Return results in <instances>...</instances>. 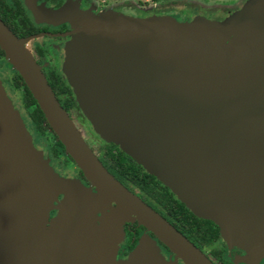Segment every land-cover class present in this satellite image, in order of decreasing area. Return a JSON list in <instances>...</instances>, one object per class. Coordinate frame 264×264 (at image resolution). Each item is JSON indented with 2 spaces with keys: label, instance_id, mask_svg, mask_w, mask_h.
I'll return each instance as SVG.
<instances>
[{
  "label": "water",
  "instance_id": "water-1",
  "mask_svg": "<svg viewBox=\"0 0 264 264\" xmlns=\"http://www.w3.org/2000/svg\"><path fill=\"white\" fill-rule=\"evenodd\" d=\"M25 1L37 21L67 22L74 28L68 66L74 67L79 60L81 89L76 100L95 127L108 140L124 145L127 151L123 150L169 187L194 215L214 222L230 245L264 253V0H254L248 16H240L228 27L231 32L218 23L216 35L207 33L208 23L197 35L188 30L189 25L166 15L139 19L121 12L82 11L72 0L59 9ZM37 36L19 38L0 20V49L66 154L107 203L109 220L104 222L98 255H109L115 210L121 218L130 217L146 227L184 264H214L121 184L92 152L26 47ZM80 42L79 56L74 57ZM170 94L185 99L165 100ZM3 108L0 121L6 122ZM179 123L191 130L185 132ZM13 134L23 152L16 160H6L7 152H0V256L10 253L13 240L32 243L38 236L33 228L39 221L40 203H51L56 191L65 190L64 203H74L73 209L82 195L84 203L89 197L81 186L57 178L28 138L14 130ZM13 170L19 172L11 179L8 175ZM22 203L30 204L20 211ZM73 209L26 264H71L62 249ZM82 228L80 224L76 233L79 250ZM95 230L92 223L91 237ZM87 245L93 249V241ZM150 262L145 252L133 253L122 262L111 259L112 264Z\"/></svg>",
  "mask_w": 264,
  "mask_h": 264
},
{
  "label": "rangeland",
  "instance_id": "rangeland-1",
  "mask_svg": "<svg viewBox=\"0 0 264 264\" xmlns=\"http://www.w3.org/2000/svg\"><path fill=\"white\" fill-rule=\"evenodd\" d=\"M72 2L75 6H77L79 10L88 11L93 14H97L103 11H112L118 13L121 9L123 10V8L119 5L120 0H72ZM253 2L254 0H157L158 6H155L157 7L155 9V12L156 15H166L172 17L174 20L180 22L181 24L189 25L188 30H191V32L196 33L197 35L200 33V29L205 25V23H208L210 31L207 33L216 35L219 32V28L217 25L218 23L223 24L225 28L233 27V24L235 23L234 20H238L242 15L245 17L248 16L251 11V7H248ZM140 4L145 8L147 2H140ZM124 10L127 14L136 15V12L132 10ZM36 22L50 23L52 25L58 24L57 21L50 22L47 20H36ZM228 30L230 31L227 32H231L233 29L228 28ZM206 31L205 34L209 35L206 33ZM91 34L96 36L95 33L91 32ZM50 41L51 38L49 37L37 36L28 40L26 43V47L31 52L34 58H38L42 63H46L47 65H51L52 67L57 69L61 77L65 79L66 83L71 87L75 97L80 98L78 92L79 89H81V84L79 83L80 75H78L79 60L78 64L76 63L74 67L68 66L69 59L67 51L71 45V41L62 46L63 53L60 54L59 57L61 63L56 59V52L54 51V49L52 50ZM209 42L210 44H214L212 41ZM80 45H82L81 42L79 43V45H76V48H74V57L79 56L78 50L81 47ZM37 48L44 51L43 56L36 55L35 51L37 50ZM74 59L77 60L76 58ZM4 61L7 63L10 72L16 71L13 68L12 64L7 60V58H5ZM242 64L243 63L241 62V69ZM234 68H237V66H235ZM160 87L161 86L158 85L156 89L160 91ZM183 99H185V96H174L173 94H170V97H167L165 100L177 102ZM71 120L81 133L83 139L86 140L88 145L94 150L96 155L102 154L109 143H114L113 141L108 140L107 137H105L101 133V131L95 127L94 122L88 119L82 108L73 113ZM177 125L180 126L185 132L191 130L188 124L181 126V124L179 123ZM43 139L47 146L50 147L55 143L56 137L53 132L46 131L43 135ZM114 144L119 149L126 150L124 145L122 146L121 143ZM129 156L133 158L131 155ZM58 159L60 163L66 165L64 170L67 175L73 174V171H76L78 169V166L74 162L70 161L66 153H60ZM133 159L137 164L143 167V164L139 163L135 158ZM143 169L150 173L145 167H143ZM62 177L66 182L72 181V178L68 176ZM89 188L92 189V187ZM92 191H94L92 194H97L96 190L92 189ZM83 197L84 196L82 195V198L80 200L81 203H79V201L75 203V209H73L74 203H64V197L62 199L54 198L51 203H40V206L38 208V219L40 223H38L39 221L35 223L33 228L34 234L37 233L38 236L36 235L37 237L31 241L32 243H30L28 240H23L22 242L19 240L11 241L12 250L9 254L0 256V264H26L30 260V258L34 256L32 255V253L38 252L40 248H43V246L47 242V238L61 227L60 223L63 216L65 214H68L66 213L68 210L72 212V209L74 213L71 219V223L66 224L65 229V233L68 239L65 245H63L62 249L65 253L67 261L71 264H112L111 259L115 258L114 254L116 253V250L119 246L121 247V245H123L125 241V232L123 229L118 228V223L122 219H125V222L132 225L135 220L126 216H124V218H121L120 215H118L114 210L111 217L113 218V226H111V229H109L110 238L108 240L109 247L107 252L109 255L103 254L100 257L98 255V249L101 244L100 237L105 226L104 222L109 220V215L107 213V203H84L85 199ZM29 204L30 203H22L20 211H23L25 206ZM20 217L22 216H17V218ZM92 223H94V227L96 230L94 234L92 233L93 235L91 237L89 230ZM80 224L83 225V228L82 240L80 241L82 244V249L79 250L76 246V233H79L80 231ZM90 241H93V249L88 248L87 242H89L90 244ZM29 243L32 244L31 247L27 250L24 249V247H26V245ZM247 251L249 252V250ZM139 252H145L150 255L151 262L148 264H181L172 252L168 253L166 251H162L157 241L147 234L142 235L136 246L133 248L134 256H136ZM256 253L259 254V252ZM256 253L250 254L254 256L253 254Z\"/></svg>",
  "mask_w": 264,
  "mask_h": 264
},
{
  "label": "flooded vegetation",
  "instance_id": "flooded-vegetation-1",
  "mask_svg": "<svg viewBox=\"0 0 264 264\" xmlns=\"http://www.w3.org/2000/svg\"><path fill=\"white\" fill-rule=\"evenodd\" d=\"M9 2H12L13 0H7ZM38 5H45L48 8H55L58 6L57 2L58 0L50 1V0H36ZM23 9L25 11V14L28 19V23L33 26L36 29H39V32L32 34V35H39L42 37H49L51 38V47L52 50L56 52V59L60 62V54L63 53V45L68 43L72 38V32L74 31V28L68 24L67 22H58L57 25H52L50 23H37L33 14L25 4L24 0H20ZM9 28V27H8ZM10 29V28H9ZM11 30V29H10ZM31 36V35H29ZM65 52V49H64ZM36 55L43 56L44 51L41 49H38L35 51ZM5 54L0 53V78L3 82L4 87L9 92L11 98L18 104L20 109H22L27 117V120L32 124V130L36 133L38 147H40V150L43 152L45 157H47L56 170L58 174L61 176H68L70 178H74L76 180H79L81 183L88 187H92L93 190H96V188L85 178L82 171L78 168L76 171H73V174L67 175L65 172V166L63 163L59 162L58 156L60 153H66L63 147V150L59 145L57 144V137L55 140V143L51 145L50 147L47 146L43 139L44 133L47 131H51L49 125L47 124V127L43 133L39 132L33 121L31 120L28 110L23 106L22 103V96L24 94V87L21 86L19 88H16L14 86V78L16 71L10 72L9 67L5 60ZM36 62L41 67L42 72H44L46 75L50 73V70H53L61 79V81L69 86L66 83V80L63 79L57 69L52 67L51 65H47L46 63H42L38 58H35ZM61 63V62H60ZM70 87V86H69ZM72 90V89H71ZM73 92V91H72ZM74 94V92H73ZM19 102V103H18ZM77 110H80V107L78 105V108H75L71 110L69 117L72 118L73 113ZM45 125V124H44ZM52 132V131H51ZM55 135V134H54ZM86 142V140H84ZM88 145V143L86 142ZM89 146V145H88ZM109 146H113L115 151H122L126 156H128L132 164H134L135 167H138L140 169V174L142 177H145L146 179H150V176H153V178L158 182L157 190L161 193H164L166 190V194L170 195V198L174 201H177L178 203H182L177 196L171 191L169 187H167L163 182H161L157 177H155L153 174L148 173L143 169V167L139 164H137L133 158H131L129 155H127L123 150L119 149L114 143H109L102 154L96 155L94 150L90 147L92 152L97 156V158H101L102 155L106 152ZM68 156V155H67ZM71 162H74L70 156H68ZM75 163V162H74ZM70 171V170H69ZM128 190L133 192L135 195H137L141 200H143L146 204L153 207L155 210H158L157 212H160L159 204L160 203L156 198L151 197L149 194L145 193L138 185H133L131 183H126L124 185ZM133 190V191H132ZM168 195V196H169ZM62 199V196L59 197ZM114 206V205H113ZM185 206V205H184ZM186 207V206H185ZM187 208V207H186ZM204 219V218H202ZM214 223V222H213ZM215 224V223H214ZM216 225V224H215ZM219 231V238L213 241L209 245H205L200 250L214 263V264H264V253L259 254H253L252 256L246 249H241L238 246H230L229 243L226 241V239L221 235L219 227L216 225ZM122 229L125 232V241L121 247L119 246L116 250L115 258L114 260L116 262H122L127 260L132 254H133V248L138 243L140 237L144 234L150 235L153 239L157 241L159 246L161 247L162 251L171 252L159 239L156 238V236L150 232L146 227L138 224L137 221H134L132 225H130L127 222H124L122 225ZM174 255V254H173ZM256 255V256H255ZM179 260V259H178ZM181 264H184L182 261L179 260Z\"/></svg>",
  "mask_w": 264,
  "mask_h": 264
},
{
  "label": "trees",
  "instance_id": "trees-1",
  "mask_svg": "<svg viewBox=\"0 0 264 264\" xmlns=\"http://www.w3.org/2000/svg\"><path fill=\"white\" fill-rule=\"evenodd\" d=\"M50 1L55 2L56 0ZM67 1L68 0H58V6L50 9H59ZM0 20H2V22H4V24H6L19 38L28 37L29 35L39 32V29L34 28L28 23L27 16L20 0H13L12 2L0 0ZM0 53L3 54L1 49ZM44 75L57 100L68 115H70L71 110L78 108V102L71 87L64 84L53 70H50V73L47 75L44 73ZM14 86L16 88L21 86L24 87V94L22 96L23 106L28 110L29 116L36 129L43 133L47 127L45 117L18 73H15ZM57 144L63 150V145L59 140H57ZM99 160L121 184L126 185V183L129 182L133 185H138L145 193L156 198L160 202L157 203L160 209L158 213L179 230L197 248L200 249L205 245H209L219 238L218 228L212 221L194 215L183 203L172 200L170 195L168 194V196L166 194L167 192L165 189H163L165 191L164 193L158 191V182L153 176H150L151 180L142 177L140 169L135 167L131 159L122 151H115L113 146H109ZM155 211L157 212L158 210Z\"/></svg>",
  "mask_w": 264,
  "mask_h": 264
},
{
  "label": "crops",
  "instance_id": "crops-1",
  "mask_svg": "<svg viewBox=\"0 0 264 264\" xmlns=\"http://www.w3.org/2000/svg\"><path fill=\"white\" fill-rule=\"evenodd\" d=\"M111 1H117V0H111ZM24 2L26 4L25 0ZM140 2H147L145 8L140 4ZM157 4H158L157 0H120V3H119V5L123 8V10L122 9L120 10L121 13L125 15H130V14H127L124 9L132 10L136 12V15H130V16H133L139 19H147L152 16H157L155 12V9L157 8L155 6H158ZM0 91L3 94L2 96L0 95V99L2 97L3 106H6L3 108V106L1 105V100H0V113H1V108H3L2 111H4L3 112L4 117L5 115L7 117L6 122L0 121V152L1 151L7 152L3 158L6 160L7 159L16 160L19 157L20 159V154L23 152V150L21 149V145H20L22 143H20L21 142L20 139L18 140L16 138V135L13 134V130H14V132L16 131V134L19 133L18 135H21L20 137H23L24 139L28 138V140L31 143L32 148L38 154L40 160L46 162V164L51 168L55 176H57V178L65 182L64 178L56 172V170L50 163L49 159L45 157L43 152L40 150V147H38V143H36L37 142L36 133L33 132L32 130V124L29 122V120H27V117L24 111L20 109L18 104H16V102L11 98L9 92L4 87L1 78H0ZM11 126L13 127V130L10 128ZM18 172H19L18 170L16 171L13 170L12 173H10L8 176H11V179H12V176L14 177ZM12 181L13 182L16 181L15 178ZM72 183H74L75 186H78V188H80L81 186L87 191V193H89V197H87L88 203H106V201L98 197L96 193L92 194L94 191H92L91 188L81 183L79 180H75L72 178ZM76 190L78 189L75 188L74 191ZM56 192L57 193L54 198L58 199L59 196H62V198L64 197V201H65V196H66L65 190L60 189L59 191H56Z\"/></svg>",
  "mask_w": 264,
  "mask_h": 264
},
{
  "label": "bare ground",
  "instance_id": "bare-ground-1",
  "mask_svg": "<svg viewBox=\"0 0 264 264\" xmlns=\"http://www.w3.org/2000/svg\"><path fill=\"white\" fill-rule=\"evenodd\" d=\"M109 201H111L110 199H108ZM120 210L123 212V213H126V211L122 208H120Z\"/></svg>",
  "mask_w": 264,
  "mask_h": 264
}]
</instances>
